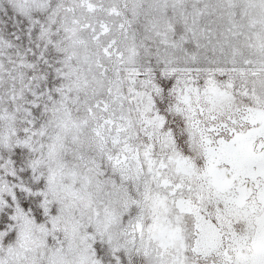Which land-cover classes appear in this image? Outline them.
I'll list each match as a JSON object with an SVG mask.
<instances>
[{"label":"snow or ice","instance_id":"1","mask_svg":"<svg viewBox=\"0 0 264 264\" xmlns=\"http://www.w3.org/2000/svg\"><path fill=\"white\" fill-rule=\"evenodd\" d=\"M0 264H264V0H0Z\"/></svg>","mask_w":264,"mask_h":264}]
</instances>
